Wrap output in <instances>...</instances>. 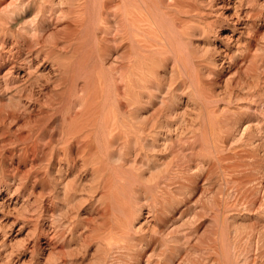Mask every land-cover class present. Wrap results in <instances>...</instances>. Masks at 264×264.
<instances>
[{"label":"bare ground","instance_id":"bare-ground-1","mask_svg":"<svg viewBox=\"0 0 264 264\" xmlns=\"http://www.w3.org/2000/svg\"><path fill=\"white\" fill-rule=\"evenodd\" d=\"M263 136L264 0H0L3 263L65 264L53 256L56 238L69 230L83 250L94 240L86 264H174L171 254L183 244L174 242L188 237L176 226L189 218L181 196L200 185L220 211V195L234 189L243 207H264L256 194L264 185L256 166ZM20 199L26 211L28 202L35 207L31 220L21 212L9 237ZM54 199L63 200L66 220ZM234 199L224 211L235 210ZM82 203L93 213L85 220ZM262 215L234 226L236 237L262 243ZM220 234L211 240L222 241L224 260L208 239L199 244L204 264H234L232 241ZM37 248L48 254L33 260Z\"/></svg>","mask_w":264,"mask_h":264},{"label":"rangeland","instance_id":"rangeland-1","mask_svg":"<svg viewBox=\"0 0 264 264\" xmlns=\"http://www.w3.org/2000/svg\"><path fill=\"white\" fill-rule=\"evenodd\" d=\"M227 31V32H226ZM226 31H223L222 32V34H224V33H229V31L228 30H226ZM215 38H217L218 40H219V38H218V36L216 35V36H213L212 37V39H211V41H212V43L216 40V42H218V40L217 39H215ZM215 39V40H214ZM219 44V42L217 43V45ZM2 100L4 101V103H6V102H8V100H7V98L6 97H2ZM12 128H14V127H12ZM21 133H23V131H20V134ZM260 136V135H259ZM261 137V136H260ZM264 136L261 138L262 139V141L264 142ZM262 142V143H263ZM262 146H259L258 147V149L256 150V151H258L257 152V158H258V160H256L257 161V168H258V170L260 171V172H258V173H260L259 175H261V173L263 174L264 173V149L263 148H261ZM263 157V158H262ZM261 161V162H260ZM260 165V166H259ZM21 168H20V170L23 172V171H25L26 169H27V167H28V165H26V166H20ZM260 167V168H259ZM262 169V170H261ZM262 171V172H261ZM32 176V174H30V176L29 177H31ZM263 176H264V174H263ZM263 181H264V178H263ZM200 182H202V180H200ZM264 183V182H263ZM40 186H34V192H35V194L37 193V191L40 189L39 188ZM199 187H200V185H199ZM199 187H197L195 190H192V192L190 191V192H188L187 194H185V195H183V196H181V200H182V202H181V204H180V206L182 207V208H187L186 209V215H185V217L186 216H188L189 218L187 219V217H186V219H185V221H184V223H183V225H180L179 224V222H178V224L176 225L177 227H180V229H183V228H185V235L186 236H188L187 238H182V240L183 241H178L177 243H175L174 242V244L177 246V245H179V246H181V243H183L184 244V246H183V244H182V246L180 247V248H178V250H181V251H177V250H174L173 251V254H171V255H173V263L174 264H200V263H202V264H204L205 263V260L202 262L201 261V259H204V257L206 256V254H208L206 251L207 250H203L202 249V247L204 246V245H202V247L201 246H199V244H201L202 242H205L206 243V245H207V240L208 239H210L211 240V237L212 238H214L216 235L218 236L220 233H221V231L222 232H226V234L228 233V235H227V238L229 239H227V242H228V244H231L232 246H230V247H228V250H229V255H230V260L231 261H233L234 262V264H257V262H258V264H264V250H262V249H264V246H263V244H264V241L261 243V242H255V241H252V245L250 244V242L251 241H249V240H245V239H247V238H238V237H236V234H235V227L236 226H239V227H245V226H250L251 224H253L254 222H255V220L256 221H258V219H259V217H262L263 215V212H264V207H262V208H258V209H256V210H253V209H250V210H252V211H250L249 209H247L246 207H243V205H244V198H243V202H242V199H240V201L238 200L239 198H241L240 197V195H235L236 196V198H238V199H234V191H236V190H234V189H232V190H230L228 193H227V195L226 194H221L220 196H221V198L220 199H222L221 201H222V207H223V205L225 204V205H229V204H233V202L232 203H228V202H231L230 200H232L233 201V199H234V202L236 203L235 204V206H234V208H235V210H234V208H232L234 211H231V210H227V211H224L225 209H226V206L224 205V207L225 208H221V206L219 205V203L221 204V201H219V203H218V206L221 208L220 209V211L217 209V208H214L216 205L214 204V203H211V204H208V203H210L211 202V200H212V198L210 197L211 195L208 193L209 191L208 190H203V188H202V190H201V187L199 188ZM234 190V191H233ZM264 185H262V188L258 191V193L261 195L262 194V192H263V195H264ZM202 191V192H201ZM262 191V192H261ZM190 193V194H189ZM192 193V194H191ZM237 193V192H236ZM235 193V194H236ZM258 193H256L257 195H258V197H260V198H263L264 199V196H259V194ZM198 194V195H197ZM233 194V195H232ZM238 194V193H237ZM224 197H223V196ZM226 195V196H225ZM232 195V196H231ZM197 196V197H196ZM206 196H208V198L206 197ZM33 196L32 195H30V200H29V202L32 200L31 198H32ZM232 197V198H231ZM196 198V199H195ZM211 198V199H210ZM226 200H225V199ZM59 199H61V198H59ZM56 200V199H54L53 200V202H54V208L56 209V214H58L59 213V210L57 211V209H59L58 207H60V209H62V210H60V211H62V212H60L57 216H60V219L63 221V219L64 220H66L67 219V217L65 218H62V213H63V215H64V205L62 204L63 202V200L61 201V200ZM210 199V200H209ZM224 200V201H223ZM58 201V202H57ZM192 201V202H191ZM198 201V202H197ZM240 202V205H239V202ZM22 202V199H20V201H19V204H17L19 207H17L16 206V208L13 210H11L12 212H10L9 213V217H10V219H16V217H18L19 219V224H18V222H16L14 225H12V228H11V232H9V234L11 233V235H9V237H12V236H15V234H16V232H14V231H17V228L19 227V225L22 223V221H23V219H24V217H22V216H29L30 217V215L32 216V211L30 212V209H32L33 208V206L35 207V205H33L34 203H27V204H31L30 206L28 205L27 206V204H26V207L28 208L27 209V211H29V213L26 211V208L24 207V205H23V203L20 205V203ZM57 202V203H56ZM59 202H60V205H58L59 204ZM201 202V203H200ZM226 202H227V204H226ZM242 202V203H241ZM26 202H24V204H25ZM194 205H193V204ZM203 203V204H202ZM246 203V202H245ZM83 204V205H82ZM82 204H80V206H79V210H78V212L80 213L81 212V216L82 217H80L79 216V218H82V219H84L85 220V218L86 217H88V216H90V214L92 215L93 213L91 212H89V208L86 206V204L85 203H82ZM85 204V205H84ZM189 204V207L187 206ZM243 204V205H242ZM210 205V206H209ZM212 205V206H211ZM236 205H238V206H236ZM31 206H32V208H31ZM62 206H63V208H62ZM82 206H83V208H82ZM86 206V207H85ZM186 206V207H185ZM196 206V207H195ZM264 206V205H263ZM23 207L25 208L24 209V211L22 210L23 209ZM85 207V208H84ZM195 207V208H194ZM200 207H202V209L200 208ZM211 207V208H210ZM206 210H205V209ZM175 209V211L173 212V213H176V208H174ZM210 211H209V210ZM216 209L218 212H219V214H217L215 217H214V213H215V211L214 210ZM224 209V210H223ZM231 209V208H230ZM238 209V210H237ZM247 209V210H246ZM17 210V211H16ZM83 210V211H82ZM86 210V211H85ZM192 210H194L193 212H195V214H194V216H193V214H192ZM204 212H203V211ZM208 210V211H207ZM222 210H223V215H222ZM260 210H261V212H260ZM263 210V211H262ZM26 211V212H25ZM228 211H231V212H228ZM21 212H23V215L21 216ZM88 214H86V213ZM209 212V213H208ZM224 212H225V214H224ZM228 212V213H227ZM188 213H190L192 216H190V214L188 215ZM201 213V214H200ZM259 213V214H258ZM12 214V215H11ZM29 214V215H28ZM83 214V215H82ZM87 215V216H84V215ZM203 214V215H202ZM211 214H212V216H211ZM216 214V213H215ZM230 214V215H229ZM232 214V215H231ZM261 214V215H260ZM15 215V216H14ZM200 215H202V216H200ZM220 215V216H219ZM225 215H226V217H225ZM235 215V216H234ZM21 216V217H20ZM57 216H55L56 218H59V217H57ZM198 216V217H197ZM230 216H233V217H230ZM29 217H27V219H30L31 220V217L29 218ZM213 217V218H212ZM219 217V218H218ZM254 217V218H253ZM89 218V217H88ZM216 218V219H215ZM22 219V220H21ZM46 219V220H45ZM213 219H215V220H213ZM224 219V220H223ZM49 218H47V217H41V218H39V224L41 225V226H46L47 227V222H49ZM61 220H55V222H54V226H56V225H58L59 224V222L61 221ZM217 220V221H216ZM20 221H21V223H20ZM234 221V222H233ZM252 221V222H251ZM90 222H91V224H90ZM89 223H87L90 227L93 225V221H90ZM217 222L220 224L221 223V228H220V226H219V224H217ZM224 222V223H223ZM231 222V223H230ZM187 223V224H186ZM186 224V225H185ZM223 224V225H222ZM228 224H230V225H228ZM237 224V225H236ZM169 226H171V225H169ZM168 226V229H166V231H171V230H173L174 231V229L175 228H177L176 226H174V225H172V227L170 228ZM174 226V227H173ZM185 226V227H184ZM219 226V227H218ZM228 226V227H227ZM235 226V227H234ZM80 228H81V226H79ZM224 228V230H223V228ZM174 228V229H173ZM192 228V229H191ZM220 228V229H219ZM227 228V229H226ZM238 228V227H237ZM241 228H239V229H241ZM169 229H171V230H169ZM219 229V230H218ZM222 229V230H221ZM232 229H233V231H232ZM238 229V230H239ZM8 230V229H7ZM13 230V231H12ZM51 229H49L48 231H50ZM67 231V230H66ZM195 231V232H194ZM228 231V232H227ZM24 233H25V231H23ZM23 232H20V234H18V235H16V240H22V238H24V233ZM67 232H68V234H67ZM67 232H65L66 233V235H65V239L64 238H62V237H58V238H56V243H57V245H56V243H55V248H57L58 250V252H57V254L55 255V256H53V257H55L56 258V256L58 257V253H59V255L61 256V259L63 258V260H67L66 261V263L65 264H71V263H74V264H81V259H82V264H86V263H84L85 261L87 262V260L88 259H86V258H89V255H91V253H92V248H93V250H95V243H94V240L92 239V241H91V239H88V242H89V240H90V243L91 244H89V243H84V248L85 249H87V251L85 252L84 250H83V248H81V246L80 245H83V239H82V241H81V239H77L78 237H77V235H76V237H74L75 236V234L74 235H71V237L73 238H71V239H69L68 237H67V235H69L70 234V231L68 230ZM218 232H220L219 234H217ZM174 233V232H173ZM172 233V234H173ZM216 233V234H215ZM43 234V233H42ZM42 234H40V237H39V239H40V243H41V245L43 246L44 245V240H45V236L43 237V235ZM188 234V235H187ZM234 234V235H233ZM42 235V236H41ZM183 235V233H178L177 234V236H182ZM215 235V236H214ZM221 235V234H220ZM220 235H219V237H220ZM197 236V237H196ZM219 237H217L218 239H219ZM236 237V238H235ZM0 238H2V237H0ZM217 238H215V239H217ZM6 239L8 240V233H7V236H6ZM58 239H59V242H60V244H59V242H57L58 241ZM64 239V242L62 241ZM80 242H82V244L80 243V245H79V242L77 241V240ZM163 239V238H162ZM241 239V240H240ZM244 239V240H243ZM70 240V241H69ZM75 240V241H74ZM164 240V239H163ZM187 240V241H186ZM208 241L209 243L208 244H210V242H215V244H216V251H217V253L214 255L213 254V252H211V254L212 255H214L216 258L218 257V255H219V258L221 259V260H224V256L222 255V252H220L221 251V247H222V241H220V240H222V238L220 237V240H211V241ZM67 241H69V242H67ZM186 242V244H185V242ZM218 241H220L219 242V244H221V245H219L220 247H218ZM232 241V242H231ZM243 241H245V242H243ZM96 242V241H95ZM168 242V244L170 245V244H172V247L174 246V244L173 243H171V241H166L165 243H167ZM173 242V241H172ZM231 242V243H230ZM238 242V243H237ZM32 243V242H31ZM31 243H30V245H31ZM70 243V244H69ZM93 243V244H92ZM163 243V242H162ZM191 243V244H190ZM193 243V244H192ZM204 243V244H205ZM249 243V244H248ZM262 245H261V244ZM75 244V245H74ZM77 244H78V246H77ZM87 244V245H86ZM89 244V245H88ZM195 244V245H194ZM212 244V243H211ZM238 244H240L239 246H238ZM242 244V245H241ZM69 245V246H68ZM205 245V246H206ZM213 245H214V243H213ZM236 247H235V246ZM66 247V246H68V248H69V250L67 249V247L66 248H64V247ZM74 248L75 247V249H76V247H79V248H81V250H80V252H84L83 254V257H81L82 256V253H81V255H80V252H76L75 253V249H73L72 247ZM86 246H87V248H86ZM171 246V245H170ZM191 246H195L196 248L197 247H199V251L195 248V247H191ZM251 246V247H250ZM258 246L261 248H258ZM31 247V246H30ZM28 248L27 250H26V252L24 253V255L25 256H29V254H30V250L32 249V248ZM59 247L63 250H61V249H59ZM70 247H71V249H70ZM175 247V246H174ZM201 247V248H200ZM247 247V248H246ZM6 248H8L7 246H6ZM43 248V247H42ZM79 248H77L78 250H79ZM196 250H195V249ZM235 248V250H233ZM258 248V249H257ZM30 249V250H29ZM40 249V248H39ZM38 248H37V250H35V252H33V260H36V259H39V258H44V256H46L48 253H47V249H46V251H45V249L43 250V249H40L39 250ZM68 251H67V250ZM73 249V251H71ZM76 249V250H77ZM187 251H186V250ZM217 249H220V251L219 250H217ZM250 249H252V250H250ZM263 252V254H261L259 251L260 250ZM66 250V251H65ZM190 250V251H189ZM233 252H232V251ZM243 250V251H242ZM250 250V251H249ZM256 250V251H255ZM259 250V251H258ZM40 251V252H39ZM44 252V254H43V252ZM61 251V252H60ZM70 251V252H69ZM176 251H177V253H176ZM183 251V252H182ZM201 251V252H200ZM204 251V252H203ZM232 252V254H231V252ZM0 252H2V250H0ZM62 252H64V253H62ZM71 252H74L75 254H77L76 256L72 253L71 254ZM91 252V253H90ZM94 252V251H93ZM175 252V253H174ZM179 252L181 253V254H179ZM206 252V253H205ZM235 252H237L236 254H234ZM248 252V253H247ZM250 252V253H249ZM252 252H254V253H252ZM5 252H2L1 254H0V264H5V263H3L5 260H6V258H5V254H4ZM29 253V254H28ZM39 253V254H38ZM47 253V254H46ZM55 253V252H54ZM61 253L63 254V256L64 257H62V255H61ZM67 253V254H66ZM187 253V254H186ZM199 253V254H198ZM257 253H258V255H257ZM79 254V255H78ZM89 254V255H88ZM182 254H183V260L181 259L182 257ZM204 255L203 257H201L202 255ZM210 253H209V255H207V256H209L210 257V259L212 258V255H211ZM238 254V255H237ZM260 254H261V257H260ZM72 255V256H71ZM74 255V256H73ZM88 255V256H87ZM201 255V256H200ZM211 255V256H210ZM220 255H221V257H220ZM237 255V256H239V257H237L236 256V258H238V259H233L235 256ZM73 257V258H71V257ZM80 256V257H79ZM85 256V257H84ZM214 256H213V258H214ZM232 256V257H231ZM245 256V257H244ZM67 257H69V258H67ZM77 257V258H76ZM179 257H181V258H179ZM248 257V258H247ZM254 257V258H253ZM27 258V257H26ZM58 258H60V257H58ZM58 258H56V260L58 259ZM65 258V259H64ZM67 258V259H66ZM91 258H92V256H91ZM90 258V259H91ZM246 258L247 259H249L248 261L246 260ZM68 259H71L70 261H72V262H70ZM73 259V260H72ZM89 259V260H90ZM179 259L181 260V262H179ZM185 259V260H184ZM200 259V260H199ZM245 259V260H244ZM256 261H255V260ZM75 260V261H74ZM79 260V261H78ZM198 260V261H197ZM218 261H219V259H217ZM220 260V261H221ZM243 262H242V261ZM251 260V261H250ZM253 260H254V262H253ZM74 261V262H73ZM77 261H78V263H77ZM184 261V262H183ZM207 261V260H206ZM219 261V263H221V264H224V261H221L220 262ZM241 261V262H240ZM247 263H246V262ZM2 262V263H1ZM92 262V261H91ZM223 262V263H222ZM236 262V263H235ZM245 262V263H244ZM250 262V263H249ZM263 262V263H262ZM8 264V263H7ZM36 264V263H35ZM88 264H91L90 262H88ZM206 264H210V263H208V262H206Z\"/></svg>","mask_w":264,"mask_h":264}]
</instances>
